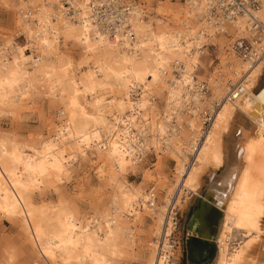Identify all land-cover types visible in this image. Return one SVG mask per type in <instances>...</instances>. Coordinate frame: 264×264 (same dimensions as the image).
I'll use <instances>...</instances> for the list:
<instances>
[{"label": "bare ground", "instance_id": "bare-ground-1", "mask_svg": "<svg viewBox=\"0 0 264 264\" xmlns=\"http://www.w3.org/2000/svg\"><path fill=\"white\" fill-rule=\"evenodd\" d=\"M183 2L160 1L155 17L132 20L136 42L129 45L107 41L88 20L62 22L60 0H0V12L4 10L21 29L35 53L30 55L12 39L0 48V113L22 106L42 90L55 98L51 106L60 108L63 118L58 117L59 126L48 125L53 136L34 144L23 145L0 135V214L25 234L37 262L117 264L134 246V230L143 224L144 212L154 222L152 236L157 237L147 264H178L179 257L167 260L162 253H167V238L174 230L170 214L199 196L203 175L210 170L205 200L211 199L212 208L201 222L200 206L190 225L201 233L196 237L204 232L209 236L211 264H264V127L257 122L264 112V83L260 86L264 66L249 67L229 52L243 28L240 22L209 20L202 5ZM27 8L37 11V24L21 19V10ZM87 15L84 7L82 17ZM50 16H55V22H49ZM209 39L217 43L221 70L209 76L208 99L199 93L195 75L197 68L206 73L200 55ZM73 52L79 57L77 64L71 60ZM173 70L179 72L178 78ZM243 72H247L246 96L231 104L224 99L229 90L224 77L233 85ZM137 90L140 97L135 102L132 93ZM154 95L165 102L161 113L154 107ZM191 102L195 110L186 108L185 103ZM213 102L219 103V109L185 171L189 160L185 148L197 145L201 131L197 111ZM172 118L177 130L164 140L161 152L174 162L177 180L173 186L179 195L171 203L172 190L162 182L167 205L150 207L145 205L147 195L125 180L139 168L131 159L135 148L129 144L130 131L144 132L145 153L160 151L167 137L165 122ZM157 158L162 167V157ZM75 162L94 166L102 184L111 190L107 208L88 218L63 197L53 208L34 200L44 190L56 192ZM138 202L142 207L134 210ZM208 207L204 202V211ZM133 216L130 224L128 218ZM5 254L4 264H13L15 254Z\"/></svg>", "mask_w": 264, "mask_h": 264}, {"label": "rangeland", "instance_id": "rangeland-1", "mask_svg": "<svg viewBox=\"0 0 264 264\" xmlns=\"http://www.w3.org/2000/svg\"><path fill=\"white\" fill-rule=\"evenodd\" d=\"M148 1V3H144L139 0L138 4L143 3L142 9L144 10L146 17H155L158 2L165 0ZM178 1L180 3L183 2V0ZM171 2H176V0H171ZM10 39H12L11 41H13L16 46L22 47L26 51H31L30 55L32 54L35 56L32 49L30 50L29 46L26 44L24 36L21 33V29L16 27L15 24L8 18L7 13L2 10L0 12V48L6 46ZM228 39H231V37ZM228 39H225V44L229 43ZM217 49V43L212 39H209L206 46L202 49L203 51L201 50L202 54L200 55L203 67L206 68V73L201 72L203 74L202 75L198 72L199 68H197V73L195 75V79L198 84L197 86L204 87V97H207L208 99L211 98L208 80L212 75H219L221 70ZM8 50L11 52L10 47ZM70 56L73 63L77 64L79 60L77 52H73ZM27 67L30 69L31 66L28 65ZM172 75L173 77L178 78L179 72H177V70H173ZM224 79H226V81L224 80V83H226V86L229 87L231 83H227V77H224ZM263 80L264 77L260 81V86L264 83ZM139 93L140 91L138 90L135 93H132V99L135 100V102H137L140 97ZM30 96L31 97L24 101L22 106L12 110H3L0 113V135L13 139L17 143H21L23 145L37 143L41 138L47 137V135L53 136V134L48 133V125L52 123L59 126L61 123L58 118L60 108H53L50 103L51 100H55V98L48 97L42 90H39L38 94H32ZM158 100L159 98L154 95V107L156 111L161 113L165 102ZM213 103L201 105L199 111L197 112V118H200L206 110H209ZM185 105L186 108L195 110L192 102L188 104L185 103ZM188 109L185 110V113L189 112ZM189 116L187 117L189 118ZM198 123L201 128L200 120ZM183 145L184 146L182 147H185V144ZM158 150L159 149H151L150 151H147L142 160L140 162H136L139 168L133 173L128 174L125 180L126 182L131 183L134 187L136 186V188L141 189L144 195H147L149 191H152L156 196L155 206L157 208H161L162 206L167 205V202H165L167 193L161 190L163 184L162 182L167 185L170 192L172 190L171 194H173L169 197V201H171V203H174L177 199L179 190L173 186L177 180V176L174 171V162L167 157L166 154L161 152V148L160 151ZM156 154L162 157V162L164 163L162 167H158L159 161ZM189 167L187 168L185 165V171H187ZM210 176H212V172L207 170L203 175L201 182L204 185L198 197H192L187 201V203H184L185 205L183 204V208L181 209H178V207L173 209V216L175 214V222L177 224L176 230L171 236V241L174 245L173 253L175 256L173 258L175 259L179 257L178 264L197 263V261L189 259V252L186 243V239L189 237L188 224H191L192 219L190 220V218L201 200L200 212H205L204 202L209 203V210L207 209V211H210L212 208L211 199L209 198V200H205L207 188H209L211 184L212 178H210ZM102 180V178L100 179L98 177L97 170L94 166H90L86 163L83 164V162H75L70 168V175L64 181L59 183L58 190L56 192L51 189L44 190L41 193H36L34 200L38 205L43 204L45 207L53 208L58 205L60 197H63L67 204L70 206L73 205L82 216L88 218L94 215V212H103V210L109 205L111 190L109 187L102 184ZM184 193L185 192L182 191V195H186ZM141 214H143L141 216L144 221L140 227L134 230V246L123 253L119 261H116L117 264H147L148 257L150 256L151 249L153 247L151 243L154 239H157V237L155 238L152 236L154 222L150 217H147L149 215L146 213L142 212ZM128 219L130 224H133L134 221H132V219H135V216ZM25 237V234L16 223L7 220L6 217L0 214V264H4L7 256L5 252H12L15 254L14 262H12L13 264H43V262H37L35 258H32L35 256L31 257V253L28 248L29 243ZM28 255L30 256L28 257ZM209 264H211V262Z\"/></svg>", "mask_w": 264, "mask_h": 264}, {"label": "built area", "instance_id": "built-area-1", "mask_svg": "<svg viewBox=\"0 0 264 264\" xmlns=\"http://www.w3.org/2000/svg\"><path fill=\"white\" fill-rule=\"evenodd\" d=\"M138 2L139 0H86L84 2L81 0H60V17L62 22L77 24H81L83 21L88 20L107 41H116L118 44L127 43L133 45L136 42V36L132 30V20L135 18H144L145 16L143 15V9L140 10V4H138ZM189 2L194 5H202L209 20L215 22L221 21L229 25L240 22L243 28L240 29L233 38L229 52L234 54L240 61L249 65V67H254L259 64L264 66V21L260 17L263 16L264 18V0H189ZM84 7L88 13L87 18L82 17ZM28 8L26 10H21L19 15L26 23L35 25L37 24L35 18V13L37 11ZM49 22H55V16H50ZM246 73L247 72L242 73L241 79L237 83L229 85V90L224 97L225 101L235 104L242 97L246 96L247 89L244 83ZM198 87L199 93L204 96V87ZM218 109L219 103L214 102L212 107L206 110L199 118L201 131L196 141L197 145L190 149L185 148L189 152L186 153L189 158L187 168L193 160L192 154L196 151V147L200 145L203 135L209 130L214 114ZM58 117H60V120L63 119L62 114L58 113ZM169 121L165 122L167 126V137L162 140V144L160 145L162 151L165 150L166 146L164 140H168L172 134L175 135L177 130L175 118ZM257 122L261 127H264V112L257 119ZM61 124L62 122L60 125ZM129 137L132 139V143H129L130 147L135 148L131 159L134 162H140L145 153L144 132L137 133V131L132 130L130 131ZM100 145V148H105V146H102L103 144ZM155 204L156 196L152 191H149L147 193V202L145 205L152 207ZM140 207H142L141 202H138V205H133L134 210H138ZM170 216L172 218L171 222L174 227V232L177 224L175 222V214L173 216L171 213ZM171 236L167 238V245L169 246L167 253L162 252L166 254L167 260L173 258L174 245L171 241Z\"/></svg>", "mask_w": 264, "mask_h": 264}, {"label": "water", "instance_id": "water-1", "mask_svg": "<svg viewBox=\"0 0 264 264\" xmlns=\"http://www.w3.org/2000/svg\"><path fill=\"white\" fill-rule=\"evenodd\" d=\"M200 202L196 210L193 212V214H195L200 209V206H201ZM193 214L190 220L192 219ZM189 231L192 233V236L187 237L186 243H187V248H188L190 259L196 260V259H199L200 257H205V255L207 254L211 255L212 253L211 248L213 246L211 245V242H208L207 240L209 236L204 232L205 235H203V237H196L195 236L196 233L197 235L198 234L201 235V233L198 232L197 230L195 231L194 228H192L191 225L188 224V232ZM212 259L213 257L211 256L210 260L207 263L209 264L212 261Z\"/></svg>", "mask_w": 264, "mask_h": 264}, {"label": "flooded vegetation", "instance_id": "flooded-vegetation-1", "mask_svg": "<svg viewBox=\"0 0 264 264\" xmlns=\"http://www.w3.org/2000/svg\"><path fill=\"white\" fill-rule=\"evenodd\" d=\"M211 255L207 254L205 255V257H200L199 259H196L195 261H197L196 264H208L207 262L210 260ZM190 259V256H189Z\"/></svg>", "mask_w": 264, "mask_h": 264}, {"label": "crops", "instance_id": "crops-1", "mask_svg": "<svg viewBox=\"0 0 264 264\" xmlns=\"http://www.w3.org/2000/svg\"><path fill=\"white\" fill-rule=\"evenodd\" d=\"M208 210H209V208H208ZM207 212H208L207 210L205 212H203V215L201 217V222L205 221L206 214H208Z\"/></svg>", "mask_w": 264, "mask_h": 264}]
</instances>
